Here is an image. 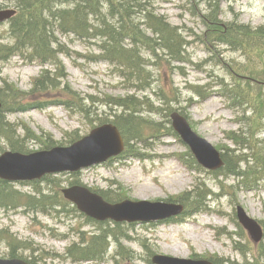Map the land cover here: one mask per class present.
I'll return each instance as SVG.
<instances>
[{
	"label": "trees",
	"instance_id": "obj_1",
	"mask_svg": "<svg viewBox=\"0 0 264 264\" xmlns=\"http://www.w3.org/2000/svg\"><path fill=\"white\" fill-rule=\"evenodd\" d=\"M205 1L207 3L203 13L197 14L206 30L198 39L205 42L210 50L212 45L227 46L233 52L244 56L246 62L244 64L235 62L224 67L233 78L228 83L224 77H216L214 85H190V90L194 96L203 100L212 92L214 86H218L220 93L243 111L241 127L227 135L234 147L224 148V166L216 172L214 179L222 190L227 186L234 193L239 189L253 191L259 189L264 180V138L260 137L264 121L262 83L264 23L254 27L238 21L224 22L221 18L222 0ZM5 5L15 7L17 13L8 24L9 41L0 44V61H7L12 56L19 55L27 62L51 64L54 70L43 71L42 75L35 79L30 92H24L9 83L0 87V99L4 103L0 115V150L4 148V144L12 150L26 153L34 150L32 145L45 149L59 143L66 144L56 141L48 133L37 134L24 123H22L24 131L20 133L18 131L20 123L8 121L4 117L5 112L24 111L33 106L43 108L47 104V96L56 97L54 100L56 103L63 104L72 112L82 115L89 120L91 127L107 121L114 122L125 138V154L128 155L142 156L140 153L142 149H149L166 135L178 138L172 125H165L171 123L170 114L177 109L171 102L181 98L175 95L173 85L163 86L154 91L159 105H156V101L148 94L139 92L143 93L152 88L155 80L158 81L155 74L148 69V64L161 66L162 63L158 61L161 59L162 62V58H167V62L170 59L171 63L186 62L185 48L189 42L180 31V27L172 25L165 16L151 11L146 0H3L1 6ZM138 14H143L144 19L136 23ZM132 19L135 20L132 22ZM141 24H145L146 30L152 34L142 29ZM58 34H73L89 43H95L100 39L101 43L95 45L99 47L97 49L99 52L87 54L85 57L115 65L116 73L122 78L121 86L124 89H133L134 92L125 96L105 95L101 98L89 96L88 99L82 97L67 81V71L59 54L67 53L69 50L62 44ZM105 36L108 37L104 38ZM102 38L108 41L104 40L103 43ZM161 50L165 53L163 54ZM143 53L148 55L144 57ZM149 54L158 64L148 60ZM220 61L221 59H218L214 64L221 65ZM180 68L182 69L178 67ZM238 73H246L249 78L242 81L235 75ZM62 79L65 81L62 82ZM193 99L192 96L188 100ZM93 101H97L98 106L105 109L108 117H103L97 112L93 107ZM80 137L76 130L67 143H72ZM186 154L190 156L185 163L188 168L200 172L202 168L191 152L187 150ZM220 176L224 180L233 179L236 183L225 185L224 180L219 179ZM70 177L73 179H65L64 175L46 176L43 181L33 184L34 191L31 193H24L14 184L0 179V208L6 206L19 209L20 206H24L28 212L32 210L60 216H79L76 207L66 201L60 191L65 181L70 184L82 183L79 173ZM118 188L99 192L106 200L117 202L125 196ZM210 196L216 195L207 187L204 180L197 178L193 190L179 197L186 205L185 216L211 211ZM87 221L95 227L94 231L77 230L80 242H74L67 248L66 253L61 255L19 240L13 237V234H9L8 239L3 241L11 244V257H26L29 264H55L59 256H64V259L70 258L76 263L103 261L112 243L115 250L114 258H134L132 250L122 245L124 240L132 238L128 232V227L133 226L132 224L110 226L109 223L96 224L89 218ZM238 233L241 236L245 234L241 228ZM248 244L249 242L241 243L242 262L218 259L217 264H264V242L255 252ZM141 245L148 248L143 242ZM26 248L33 253L32 258L23 256L22 252Z\"/></svg>",
	"mask_w": 264,
	"mask_h": 264
},
{
	"label": "rangeland",
	"instance_id": "obj_2",
	"mask_svg": "<svg viewBox=\"0 0 264 264\" xmlns=\"http://www.w3.org/2000/svg\"><path fill=\"white\" fill-rule=\"evenodd\" d=\"M146 1L151 11L167 17L172 25L180 27V31L189 43L185 48L186 62L171 63L170 59L167 62V58H162V62L161 59L158 61L160 64L162 63L161 66L148 64V69L155 74L158 81L155 80L152 88L147 89L146 92L139 93L155 98L156 105H159L154 91L172 84L175 95L181 96L180 100L171 102L173 107L189 116L201 136L207 138L215 146H227L229 142L225 138L226 132L240 126L239 123L243 118L242 110L231 106L228 99L219 93L218 87H214L211 96L203 102L197 101L198 97L189 101L188 99L194 95L190 90V85L213 82V76H224L230 81L224 67L235 62L244 64L246 58L234 53L228 47H212L210 52L207 46L198 39L206 29L197 14L198 12L203 13L207 3L205 0ZM2 2L3 0H0V6ZM221 3L225 22L239 20L252 26H258L264 22V0H222ZM143 19V14H138L136 23ZM145 26V24L140 25L142 29L146 30ZM124 28L128 29L125 26ZM146 31L152 34L151 31ZM5 34V27L0 26V42L4 40ZM58 36H60L61 42L70 49L69 54L62 53L61 58L68 71V82L74 90L83 97L92 95L96 98H101L105 94L125 95L128 92L117 86L119 78L107 62L86 59L87 54L96 53V49L99 47L95 45L101 43L100 39H97L95 43H89L74 35L58 34ZM106 37L108 36L104 38ZM161 52L165 53L163 50ZM142 55L145 57L148 54L143 53ZM218 57L221 59V65H213L212 62ZM211 58L212 60H210ZM152 63L158 64L155 61ZM178 67H182V69H178ZM42 70V67L36 63L27 64L17 56L13 57L2 64L0 86L8 82L23 91H29L32 81L41 74ZM62 80V82L65 81ZM92 104L103 117H108L105 109L98 106L97 101H93ZM108 115L110 114L108 113ZM6 118L8 121L20 123L21 126L23 122L38 134L50 133L59 141L69 140L70 133L74 130L78 129L79 134H85L91 127L89 120L80 114L70 113L58 104H51L44 109L31 108L24 112L7 113ZM165 125H171V123H165ZM23 131L24 127L22 126L20 132L23 133ZM261 137L264 138V135ZM3 146L6 148L5 144ZM142 153H144L143 159L121 158L111 164L85 169L80 173L81 180L86 185L99 190L119 187L118 191L131 199L157 200L170 197L178 199L189 189L193 190L197 176H201L204 177L205 184L212 192L222 195L221 197H209L210 200H215L216 204L214 205H218L216 209H220L222 212H200L187 217L182 223H166L156 226L138 224L134 228L128 227L129 235L132 238L124 240L122 245L132 250L134 259L117 257L118 263H116L115 250L110 247L111 253L107 254L103 261H90L82 264H150L148 256L152 251L182 258H189L197 254L203 257L218 256L241 262L242 256L236 250L241 247V236L237 234L230 239L229 235L223 233L236 231L233 213L238 204L242 205L249 215L261 221L264 220V182L262 189L257 192L253 190V192L238 191L234 193L227 186L222 190L221 186L213 181L212 175L205 171L196 174L185 167L183 160L190 158L186 154V145L172 135L164 136L151 151L142 150ZM178 155H180L179 158ZM65 177L73 179L68 175ZM113 182L116 184L110 186ZM65 184H68V181ZM224 184L231 185L233 182L228 180L224 181ZM17 185L16 187L24 193L31 191L32 188L28 184L19 183ZM21 209H25V207L0 210V239H8L9 234L13 232L17 239L33 241L48 251L63 254L67 247L78 238V235L73 234L70 230L78 229L79 226L86 223L81 216L76 218L60 216L57 219L53 216L58 214L48 216L41 212L35 214L32 210L29 211L32 214H29L24 213ZM86 226L83 227V230L92 228ZM219 228L224 229L221 235L217 236ZM65 234H67L66 238H62ZM13 237L15 236L13 235ZM145 237H147L146 240ZM2 240H0V257H5L9 254V247ZM141 242L145 243L148 248L142 246ZM248 247L256 250L253 243ZM22 254L29 258L33 257V253L27 248ZM64 258V256H59L57 264H75Z\"/></svg>",
	"mask_w": 264,
	"mask_h": 264
},
{
	"label": "water",
	"instance_id": "obj_3",
	"mask_svg": "<svg viewBox=\"0 0 264 264\" xmlns=\"http://www.w3.org/2000/svg\"><path fill=\"white\" fill-rule=\"evenodd\" d=\"M14 10H1L0 22L10 18ZM0 103V109H1ZM173 126L183 141L190 145L201 164L210 169L223 165L221 154L205 138L192 130L187 119L175 112L172 114ZM124 149V141L119 129L113 124H106L94 129L90 135L69 147H55L25 155L7 151L0 156V177L10 181L33 180L47 173L77 171L81 168L106 161ZM69 200L79 209L98 220L113 219L116 221H149L163 219L179 214L184 207L181 204L167 202L131 201L119 204L106 202L99 194L83 186L75 185L63 190ZM238 217L249 230L252 238L258 242L263 238L259 223L250 218L245 210L238 207ZM155 264H213L207 260H193L156 255ZM0 264H27L21 259H1Z\"/></svg>",
	"mask_w": 264,
	"mask_h": 264
},
{
	"label": "bare ground",
	"instance_id": "obj_4",
	"mask_svg": "<svg viewBox=\"0 0 264 264\" xmlns=\"http://www.w3.org/2000/svg\"><path fill=\"white\" fill-rule=\"evenodd\" d=\"M16 13H17V10H16ZM2 26V25H1ZM203 42V41H202ZM203 43H205V42H203ZM213 46V45H212ZM204 48H205V46H204ZM210 49V48H209ZM211 52V51H210ZM149 53H151V52H149ZM159 53V52H158ZM152 54V53H151ZM214 56V55H213ZM87 60H89L88 58H86ZM150 59V61L151 62H154L155 60H154V58H152V57H150L149 56V58H148V60ZM214 59V58H213ZM210 60H212V58L210 59ZM115 62V61H114ZM215 63V62H214ZM150 65V64H149ZM214 65V64H213ZM115 66V65H114ZM116 66H118V65H116ZM120 66V65H119ZM120 68V67H119ZM118 68V69H119ZM128 71V70H127ZM167 71V70H166ZM118 72V71H117ZM158 73H159V71H158ZM165 73V72H164ZM119 74H121V73H119ZM157 76V75H156ZM163 76H164V74H163ZM153 78V77H152ZM233 79V78H232ZM236 82V81H235ZM154 87V86H153ZM170 88V87H169ZM172 88V87H171ZM165 89V88H164ZM139 90H141V89H139ZM167 91V90H166ZM172 90H170V92H171ZM146 92V91H145ZM169 93V92H168ZM130 94V93H129ZM170 95H171V93H169ZM147 95V94H146ZM167 95V94H166ZM169 97V96H168ZM155 99V98H154ZM163 99V98H162ZM175 100V99H174ZM169 101V100H168ZM164 103V102H163ZM165 104V103H164ZM163 107V106H162ZM166 112V111H165ZM167 113V112H166ZM158 115V114H157ZM165 119H166V117H165ZM163 120V119H162ZM168 122H170V121H168ZM140 141V140H139ZM138 142V141H137ZM126 163V162H125ZM96 167V166H95ZM83 170H85V169H83ZM255 191V190H254ZM253 192V191H252ZM256 192H257V190H256ZM255 192V193H256ZM22 207H24V206H20V208H22ZM26 208V207H25ZM12 209H15V207H11V208H8V207H6V206H4L3 208L1 207L0 208V210H12ZM35 213H40V212H35ZM21 260H25V259H21ZM89 262V261H88Z\"/></svg>",
	"mask_w": 264,
	"mask_h": 264
}]
</instances>
